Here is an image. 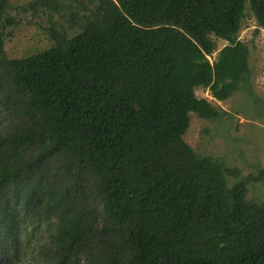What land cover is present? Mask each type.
Returning <instances> with one entry per match:
<instances>
[{
    "label": "trees",
    "instance_id": "1",
    "mask_svg": "<svg viewBox=\"0 0 264 264\" xmlns=\"http://www.w3.org/2000/svg\"><path fill=\"white\" fill-rule=\"evenodd\" d=\"M248 4L264 28V0H0V264H264V168L184 138L226 113L197 87L250 84ZM39 12L53 44L9 57Z\"/></svg>",
    "mask_w": 264,
    "mask_h": 264
},
{
    "label": "rangeland",
    "instance_id": "2",
    "mask_svg": "<svg viewBox=\"0 0 264 264\" xmlns=\"http://www.w3.org/2000/svg\"><path fill=\"white\" fill-rule=\"evenodd\" d=\"M30 0H11L13 5L24 4ZM54 20L68 22L56 14ZM50 17L46 12L36 15L25 14L13 35L6 36L5 49L9 57L19 58L34 54L53 44L48 28ZM73 30L72 33H76ZM217 49L209 56L213 62L219 50L228 44L227 40L217 38ZM239 39L250 48L251 79L249 86L242 85L228 99L218 100L208 88L197 87L199 98L208 99L215 107L225 111L215 119L203 118L190 113L191 121L184 138L201 155H208L223 161L229 167L241 170V178L228 176L229 184L244 179L251 173L264 168V28L260 27L249 4L245 11ZM249 198L264 201V181L248 185Z\"/></svg>",
    "mask_w": 264,
    "mask_h": 264
}]
</instances>
